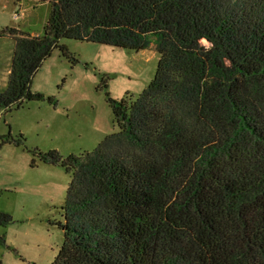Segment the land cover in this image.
I'll return each mask as SVG.
<instances>
[{
    "label": "trees",
    "instance_id": "trees-1",
    "mask_svg": "<svg viewBox=\"0 0 264 264\" xmlns=\"http://www.w3.org/2000/svg\"><path fill=\"white\" fill-rule=\"evenodd\" d=\"M39 1L41 34L0 31L13 42L0 113L45 98L32 78L54 49L69 56L61 39L158 54L136 98L109 99L117 132L79 155L38 152L72 173L50 264H264V0Z\"/></svg>",
    "mask_w": 264,
    "mask_h": 264
},
{
    "label": "rangeland",
    "instance_id": "rangeland-1",
    "mask_svg": "<svg viewBox=\"0 0 264 264\" xmlns=\"http://www.w3.org/2000/svg\"><path fill=\"white\" fill-rule=\"evenodd\" d=\"M50 1L0 0V31L43 32ZM69 56L52 51L35 72L31 90L45 96L0 113V136L22 135L19 144L0 146V225L2 264H50L63 241L56 225L63 218L72 173L40 160L38 152L65 158L94 150L118 127L109 99L136 98L154 76V45L134 51L101 43L61 39ZM13 42L0 39V88L9 73ZM47 97L53 100L49 101Z\"/></svg>",
    "mask_w": 264,
    "mask_h": 264
}]
</instances>
